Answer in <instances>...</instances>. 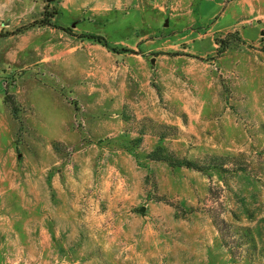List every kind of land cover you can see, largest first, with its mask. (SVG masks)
Segmentation results:
<instances>
[{"label": "rangeland", "instance_id": "1", "mask_svg": "<svg viewBox=\"0 0 264 264\" xmlns=\"http://www.w3.org/2000/svg\"><path fill=\"white\" fill-rule=\"evenodd\" d=\"M0 264H264V0H0Z\"/></svg>", "mask_w": 264, "mask_h": 264}, {"label": "trees", "instance_id": "2", "mask_svg": "<svg viewBox=\"0 0 264 264\" xmlns=\"http://www.w3.org/2000/svg\"><path fill=\"white\" fill-rule=\"evenodd\" d=\"M58 12L56 11V9L53 11V12H46L44 18L42 20L39 21V25H52V19L53 17H55V15L57 14ZM32 26H36L35 24H33ZM64 29V31H67V32H72V30L70 28H62ZM20 32H23L22 30H20ZM81 37H87L89 39H92V40H95L105 46L108 45V41L106 39L105 36L103 35H99V34H84L82 35ZM115 50V48H114ZM10 106H11V109H12V112L13 114L18 118V113H19V106L16 104V101L15 100H12L11 102L8 101ZM151 159H155V160H165V161H169L172 165H176V166H186V167H189V168H193V169H196V170H199V171H205L206 167L204 165H201L199 163H196L195 161H192V160H186V159H183V160H176V159H172V158H169L168 156H163V153H161L158 149L155 150V152H153V154L151 155Z\"/></svg>", "mask_w": 264, "mask_h": 264}, {"label": "crops", "instance_id": "3", "mask_svg": "<svg viewBox=\"0 0 264 264\" xmlns=\"http://www.w3.org/2000/svg\"><path fill=\"white\" fill-rule=\"evenodd\" d=\"M244 4V3H243ZM245 5V4H244Z\"/></svg>", "mask_w": 264, "mask_h": 264}]
</instances>
